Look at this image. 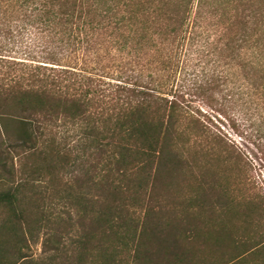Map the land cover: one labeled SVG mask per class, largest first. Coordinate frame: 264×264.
I'll return each mask as SVG.
<instances>
[{"label":"trees","instance_id":"trees-1","mask_svg":"<svg viewBox=\"0 0 264 264\" xmlns=\"http://www.w3.org/2000/svg\"><path fill=\"white\" fill-rule=\"evenodd\" d=\"M33 26L36 53L16 40ZM211 36L216 64L264 87V0H0V176L5 148L26 176L0 177V264H264L257 206L236 232L198 197L181 214L158 197L188 142L171 71ZM228 80L191 94L212 101ZM38 228L34 258L23 248Z\"/></svg>","mask_w":264,"mask_h":264},{"label":"rangeland","instance_id":"rangeland-1","mask_svg":"<svg viewBox=\"0 0 264 264\" xmlns=\"http://www.w3.org/2000/svg\"><path fill=\"white\" fill-rule=\"evenodd\" d=\"M39 36L35 26L29 28L16 39L18 47H31L36 53ZM213 40L212 36L203 39L198 49L194 46L191 52L181 54L178 65L171 71L173 90L184 92L189 102L188 112L181 119L186 130L183 139L188 142L178 153L182 163L163 170L158 197L165 207L173 208L178 214L185 208L187 199L198 197L207 206L204 215H210L217 223L230 220L236 232L247 227L245 220L249 219L248 211L254 205L258 208L249 214L250 219H254L257 231L264 230V87H252L237 68L216 64L210 51ZM218 73L228 75L230 80L221 86L223 90L212 101L191 94L193 84L204 83ZM190 110L198 119L196 134L190 132ZM3 156L6 171L0 177L7 185L23 183L26 177L20 170L23 159L11 148H5ZM34 185L39 188V181ZM7 218L6 210L0 207V224ZM77 229L73 226L68 230L67 241L75 238ZM41 242L38 228L28 238L23 252L38 258Z\"/></svg>","mask_w":264,"mask_h":264}]
</instances>
